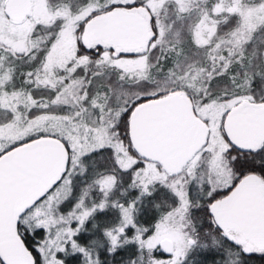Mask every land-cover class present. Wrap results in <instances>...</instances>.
I'll list each match as a JSON object with an SVG mask.
<instances>
[{"label":"snow or ice","instance_id":"1","mask_svg":"<svg viewBox=\"0 0 264 264\" xmlns=\"http://www.w3.org/2000/svg\"><path fill=\"white\" fill-rule=\"evenodd\" d=\"M0 264H264V0H0Z\"/></svg>","mask_w":264,"mask_h":264}]
</instances>
